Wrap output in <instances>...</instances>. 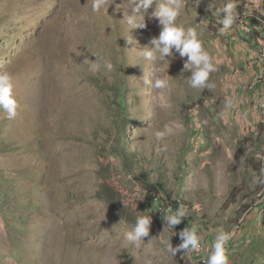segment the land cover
Masks as SVG:
<instances>
[{
	"label": "rangeland",
	"instance_id": "1",
	"mask_svg": "<svg viewBox=\"0 0 264 264\" xmlns=\"http://www.w3.org/2000/svg\"><path fill=\"white\" fill-rule=\"evenodd\" d=\"M228 2L183 0L177 23L195 27L218 61L213 87L193 89L175 49L170 62L131 51L159 36L155 3L131 30V0L99 12L91 0H0V71L19 103L13 119L0 109V264H200L216 231L233 227L229 264H264V184L253 182L264 168V35L237 9L221 34L208 14ZM157 76L172 77L166 89L143 79ZM157 182L186 213L176 228L158 218L171 205ZM138 215L152 216L139 247L124 236ZM191 224L203 253L173 257L167 242L175 248Z\"/></svg>",
	"mask_w": 264,
	"mask_h": 264
},
{
	"label": "clouds",
	"instance_id": "2",
	"mask_svg": "<svg viewBox=\"0 0 264 264\" xmlns=\"http://www.w3.org/2000/svg\"><path fill=\"white\" fill-rule=\"evenodd\" d=\"M106 3L107 0H91L92 11L99 12ZM154 3L156 7L152 15L158 20L161 26L159 36L153 37L150 40V47H144L140 50L133 48L131 51H136L146 61L155 62L156 60L169 61L166 57H174L173 49H175V52L179 53L181 59L187 58L184 61L183 71L187 70L191 73L187 79L189 86L193 89H211L213 85L209 83V77L211 73L217 70L216 63H218V61H214L209 53L204 50L195 27L185 28L183 24L177 23V19L183 7V0H162L160 3H157V0H131V9L124 15L123 22H125L131 30L144 28L145 23L142 13L147 12ZM236 7L235 0H229L222 8L215 10L214 15L218 17L222 15L223 17L220 20L222 27L219 31L221 34L232 29L236 22ZM262 11H264V9H262ZM241 27H243V25H241ZM126 40L128 44L135 43L131 36ZM83 63H87L91 71L99 70L100 65L97 63V60L92 62L86 58ZM104 66L108 71L113 69V64L110 61H106ZM153 75L155 76L156 73L153 72ZM171 78L170 76L167 78H159L157 76L153 81L143 77L151 87L156 89H166L169 86V80ZM18 107L19 103L14 95L13 77L7 71H0V109L6 112L8 119H13L17 115ZM227 107L231 108L232 103L229 102ZM223 115L222 113L221 116ZM165 134L164 131H157L155 136L158 140H162ZM162 150H166V148ZM257 158L262 159L264 157H261L260 154L257 153ZM253 182L264 184V168L260 170V176L256 177ZM135 207H137L136 204ZM185 216L186 213L182 208L175 211L168 210L165 222L169 228H176V226L182 223ZM151 224V215H138L134 227L130 231L124 233L125 239L130 244L139 247L141 243H144V238L149 236ZM118 225L126 226L127 222L121 218ZM176 234L175 232V235ZM178 235L182 242L175 248L170 241L167 242V251L171 253L173 257L177 253L184 252V250H186V256L201 250L204 233L199 231L196 224L186 226ZM236 235L237 232L235 227H233L231 231H225L224 229L217 230L209 246L210 252L206 258L205 264H229V258L226 255V245ZM145 264H152V261L148 260Z\"/></svg>",
	"mask_w": 264,
	"mask_h": 264
},
{
	"label": "trees",
	"instance_id": "3",
	"mask_svg": "<svg viewBox=\"0 0 264 264\" xmlns=\"http://www.w3.org/2000/svg\"><path fill=\"white\" fill-rule=\"evenodd\" d=\"M237 4V10L241 11L240 16H241V21L244 24H247V26L251 29V35L254 36L255 39H259L262 35H264V17L256 12L254 9H252L251 5L246 2L245 0H235ZM212 14H208L209 18H216V19H222L221 16H216L214 15L215 10H211ZM133 158V157H130ZM141 178L144 180L145 183L150 182V178L147 175L142 174ZM156 188L158 189V192L154 194H163L164 198L166 199V203L170 204L172 208L175 210L180 209L179 204L176 201H172L171 195L167 193L166 187L161 184L160 182L156 183ZM233 194V193H232ZM249 209H246L248 211Z\"/></svg>",
	"mask_w": 264,
	"mask_h": 264
},
{
	"label": "built area",
	"instance_id": "4",
	"mask_svg": "<svg viewBox=\"0 0 264 264\" xmlns=\"http://www.w3.org/2000/svg\"><path fill=\"white\" fill-rule=\"evenodd\" d=\"M248 3L251 5L252 9H254L256 12L260 13L263 17H264V11H262V9H264V0H248ZM262 98L261 101H264V88L262 90ZM263 108H264V104H263ZM171 207H167V205H162L161 207L158 208L157 210V215L159 219H163L168 215V210H171ZM203 246L201 248V250L199 252H195L196 255L200 256L203 253ZM200 264H205V261L202 259L200 261Z\"/></svg>",
	"mask_w": 264,
	"mask_h": 264
}]
</instances>
